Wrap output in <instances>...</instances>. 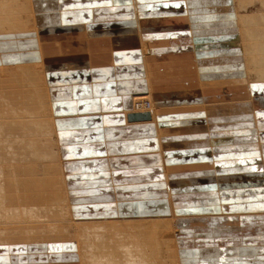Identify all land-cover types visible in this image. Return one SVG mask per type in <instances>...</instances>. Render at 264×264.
I'll use <instances>...</instances> for the list:
<instances>
[{
	"label": "crops",
	"instance_id": "crops-1",
	"mask_svg": "<svg viewBox=\"0 0 264 264\" xmlns=\"http://www.w3.org/2000/svg\"><path fill=\"white\" fill-rule=\"evenodd\" d=\"M201 1L34 0L37 31L0 36V64L41 60L78 218L157 217L171 215L174 208L183 264H264V82L203 87L193 78L196 64L188 57L194 51L185 41L191 31L197 45L207 38L227 43L235 38L233 33L200 34L201 23L213 12L198 6ZM140 20L147 23V39L168 41L152 47L162 59L159 66L152 56L143 58ZM217 45L212 54L221 53ZM224 49L236 50L229 43ZM169 57L176 59L181 78H167L173 74ZM166 61L170 65L163 66ZM218 62L204 64L200 77L238 74L233 64ZM149 90L159 110L247 99L254 100L255 109L216 118L209 140L199 126L207 118L205 109L168 111L154 121L129 117L132 97ZM162 130L190 131L163 136ZM163 145H172L170 151L162 154ZM164 169L180 170L170 172L174 181L216 173L226 180L171 188ZM151 208L158 211L148 212ZM41 246L0 244V264H80L73 259V242Z\"/></svg>",
	"mask_w": 264,
	"mask_h": 264
},
{
	"label": "bare ground",
	"instance_id": "bare-ground-1",
	"mask_svg": "<svg viewBox=\"0 0 264 264\" xmlns=\"http://www.w3.org/2000/svg\"><path fill=\"white\" fill-rule=\"evenodd\" d=\"M24 2L22 3L29 6L27 9L30 8L28 11L29 13L33 12V15L34 0H24ZM232 2L235 3V9L231 10ZM16 4L19 6L17 7ZM197 5L213 11L212 19L207 23H201L200 34L209 36L212 33H233L234 41H228V43L235 46L236 50L235 52L229 51V53L224 51L225 45L228 43L220 39L207 38V42L204 41L201 45H197L193 40L194 32L191 31V36L185 38V41L192 45V51H194L191 54L193 56L188 57L190 61H193V64H196V73L193 74V78L200 79L203 87H225L232 84L250 86L254 82H264V0H204ZM22 7L21 0H0V26L2 23H6V27L10 25L15 28L31 23L30 21L25 23L26 17L24 18L21 13L27 10L25 8L23 11ZM186 10L188 11V8ZM8 17L10 21H8ZM231 18L233 19L232 23L230 22ZM142 21L140 20L142 30L138 29L137 34L140 42H143V44L141 42L142 48L147 47L154 51L152 47L168 44V41L147 39L144 35V25L147 23ZM33 30L37 31L36 18L30 28L22 29V32L17 36L19 37L22 33H32ZM4 34L15 35L13 31ZM140 34L144 35V40L141 39ZM171 42L173 41L171 40ZM218 42L221 45L219 47L221 53L212 54L211 52L218 46ZM199 46L202 48H198ZM198 49L200 50L198 51ZM197 52H201V55H196ZM152 56L156 61L153 64L159 66V61L162 59L159 60L155 54ZM169 60H172L173 69L171 71L173 74L167 78H181V70L177 71L174 67L176 59L169 57ZM215 60H220L218 63L221 67L224 61L229 63L228 66L230 63L233 64L238 74L235 77L201 78L200 70H203L204 64L215 65ZM34 62L36 63V61L24 62L25 64L20 66L0 65V71L12 69L10 74H6L7 76L3 75L5 77H2V74L0 76V202L7 203L4 211H0V217L6 218L10 214L12 217L22 220L8 231V235L1 232L3 235H0V244H17L26 247L42 245L41 247H43L45 244L57 242H75L77 250L73 259H77L81 264H183L185 258L181 254L182 240L180 241V237H178V217L174 213V208H171V217H147L145 215L137 217V219L125 220L121 218L83 220L74 213V200L68 188L63 165L65 162L62 159L59 133L55 124L51 102L52 94L48 88L42 64L39 65L41 62L38 65ZM183 62L185 63V61ZM178 64L180 65L181 62ZM165 65H170V63L164 62L163 66ZM211 70L213 67L207 71ZM131 100L130 108L133 113L129 117L134 120L149 118L154 121L157 120L159 114H165L168 111L205 109L207 118L200 120L199 126L208 135L209 140L213 138L214 132L211 131V123L216 118L234 117L240 112L250 110L254 113L255 109L253 99L160 110L155 107V100L151 94L134 95ZM218 113L221 114L220 117L215 116ZM189 131L162 130L161 135L183 134ZM54 133L57 136L59 151L55 150L52 145ZM170 146L172 145H163L161 153L164 154V149H168ZM51 159H54L53 163H51ZM189 169L193 170L192 167L185 170ZM165 172L167 185H170L171 188H188V181L195 185L199 182L226 180L216 173L213 176L199 179L189 175V178H185V180L174 181L171 179L170 172L178 173L180 170L170 169ZM152 210L153 208L148 212ZM192 215L194 216V214ZM254 255L257 256L256 253ZM23 257L26 259V256ZM18 260L23 262L22 259ZM29 261H33V256H30ZM230 262V264H237Z\"/></svg>",
	"mask_w": 264,
	"mask_h": 264
},
{
	"label": "rangeland",
	"instance_id": "rangeland-1",
	"mask_svg": "<svg viewBox=\"0 0 264 264\" xmlns=\"http://www.w3.org/2000/svg\"><path fill=\"white\" fill-rule=\"evenodd\" d=\"M22 2H24V0H21V4H22V6L24 7H22V10L24 9L25 10V8H26V10L27 11H24V12H22L21 13V15L22 16H24V18L26 17V19H25V23H28L29 21L31 22V23H29L30 25H33V20H35V18H36V16L33 14L32 15V13L33 12H30L29 13V11L28 10H30V8H28L27 9V7H29V6H27L26 4L24 5V3H22ZM16 6L18 7L19 5H17L16 4ZM235 7V3L234 2H232V4H231V10L232 9H235L234 8ZM21 10V9H20ZM28 12V13H27ZM28 15H27V14ZM28 16V17H27ZM30 17V18H29ZM28 20V21H27ZM8 21H10L9 20V17H8ZM2 24H3V26H2ZM1 24V26H0V36H4L5 34L4 33H8V32H11V31H13V33H15V35H13V34H8V35H11V36H13L14 38L16 37V38H18V36H17V34L18 33H21L22 32V29H26L27 27H29L30 28V25L28 24H23L22 25V27H20V26H17V27H10V25H8L7 27L5 26L6 25V23H2ZM26 25H27V27H26ZM8 28V29H7ZM139 30H142V27H141V23L139 22ZM31 29H32V27H31ZM9 30V31H8ZM17 30V31H16ZM30 30V29H29ZM2 31V32H1ZM15 31V32H14ZM36 31H32V33H35ZM8 35H5V36H8ZM140 37H141V39H143L144 40V35L142 36L141 34H140ZM138 38H139V36H138ZM139 40H140V38H139ZM139 43H140V48L142 49V52H143V56H144V59H145V61H146V57L147 56H152V54H153V51H151L150 49H148L147 47L145 48H142L141 47V42L140 41H138ZM142 44H143V42H142ZM10 51H14L13 49H10ZM152 53V54H151ZM147 55V56H146ZM151 60V59H150ZM152 61H154V59H153V56H152ZM152 61H149V63L150 62H152ZM30 63V62H33L32 60H26V61H23V62H13V63H9V64H0L1 66L2 65H6V66H9V65H14V66H20V65H23V64H25V63ZM41 62V60L39 59L35 64L36 65H38V63H40ZM156 62V61H155ZM18 64V65H17ZM146 64V63H145ZM40 66H41V63L39 64ZM146 66V65H145ZM34 67V69H36V67L35 66H33ZM42 67H43V65H42ZM151 67H152V65L150 64L149 65V68L151 69ZM147 69H148V67H147ZM10 70H12V69H9V70H1L0 71V76H1V74H2V77H5V76H7L6 74H10L12 71H10ZM43 71H44V68H43ZM3 75H5V76H3ZM9 76V75H8ZM149 77H148V74H147V77H146V80H147V83H148V85H149ZM149 89H151V86H149ZM144 94H151V96H152V93H151V91L149 90L148 92H146V93H144ZM45 99H46V97H45ZM48 109V108H47ZM46 109V110H47ZM186 110V109H185ZM215 116H218V117H220L221 116V114L220 113H218L217 115H215ZM52 145H53V148L55 149V150H57L58 149V145H57V136L55 135V133L53 134V136H52ZM60 144V143H59ZM58 151H59V149H58ZM56 152V151H55ZM53 160L54 159H51V163H53ZM188 184H189V186H191L192 184H190V181H188ZM9 201H13V200H9ZM166 203V202H165ZM7 203H3V202H0V211L1 212H3L4 211V209H5V207L7 206L6 205ZM166 207H164V209H165ZM158 211V209H156V208H153V210L151 211V213H153V212H157ZM163 211V210H162ZM157 216H163V217H171V215H157ZM152 217H155V216H152ZM59 218H61V217H59ZM137 219V217H128V218H125V217H122L121 219ZM24 220V219H23ZM16 223H15V222ZM18 221H22L21 219H18V218H15V217H12L10 214H8L7 216H6V218H1L0 217V235L2 234L1 232H4L6 235H8V231L10 230V229H12V228H14V226H17L16 224H18ZM20 224V223H19ZM10 225V226H9ZM13 226V227H12ZM3 235V234H2ZM73 243H75V242H73ZM46 245V244H45ZM76 247H77V245H76ZM80 263V262H79ZM81 264V263H80Z\"/></svg>",
	"mask_w": 264,
	"mask_h": 264
}]
</instances>
